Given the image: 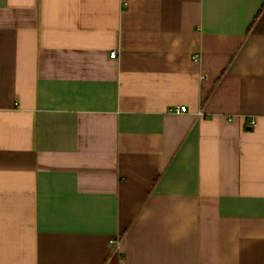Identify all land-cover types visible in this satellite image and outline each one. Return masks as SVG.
Wrapping results in <instances>:
<instances>
[{
  "label": "crops",
  "instance_id": "1",
  "mask_svg": "<svg viewBox=\"0 0 264 264\" xmlns=\"http://www.w3.org/2000/svg\"><path fill=\"white\" fill-rule=\"evenodd\" d=\"M0 264H264V0H0Z\"/></svg>",
  "mask_w": 264,
  "mask_h": 264
},
{
  "label": "built area",
  "instance_id": "2",
  "mask_svg": "<svg viewBox=\"0 0 264 264\" xmlns=\"http://www.w3.org/2000/svg\"><path fill=\"white\" fill-rule=\"evenodd\" d=\"M111 58H116L117 57V52L113 51L110 55ZM176 112L178 113H186L187 112V108L186 107H177L175 109ZM202 113H199V115H201ZM252 125H255V121L252 122Z\"/></svg>",
  "mask_w": 264,
  "mask_h": 264
}]
</instances>
